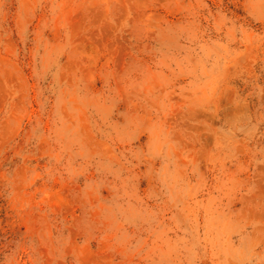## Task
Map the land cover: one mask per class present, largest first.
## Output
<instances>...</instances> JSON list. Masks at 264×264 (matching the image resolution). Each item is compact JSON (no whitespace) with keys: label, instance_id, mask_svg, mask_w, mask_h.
I'll use <instances>...</instances> for the list:
<instances>
[{"label":"rangeland","instance_id":"1","mask_svg":"<svg viewBox=\"0 0 264 264\" xmlns=\"http://www.w3.org/2000/svg\"><path fill=\"white\" fill-rule=\"evenodd\" d=\"M0 264H264V0H0Z\"/></svg>","mask_w":264,"mask_h":264}]
</instances>
